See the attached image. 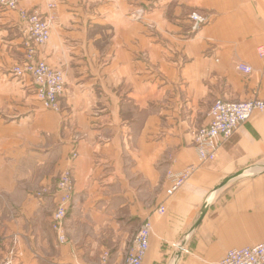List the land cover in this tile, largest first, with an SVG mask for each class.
<instances>
[{
  "label": "crops",
  "instance_id": "crops-1",
  "mask_svg": "<svg viewBox=\"0 0 264 264\" xmlns=\"http://www.w3.org/2000/svg\"><path fill=\"white\" fill-rule=\"evenodd\" d=\"M19 7L50 21L36 57L62 70L65 92L59 110L45 109L31 77L13 73L31 42L0 4V264H97L104 252L124 264L147 220L143 264H220L229 249L264 241V111L213 160H200L195 141L216 100H264V0ZM194 10L209 18L198 30ZM191 166L167 194L170 174ZM66 168L74 197L61 243L51 219Z\"/></svg>",
  "mask_w": 264,
  "mask_h": 264
},
{
  "label": "built area",
  "instance_id": "built-area-1",
  "mask_svg": "<svg viewBox=\"0 0 264 264\" xmlns=\"http://www.w3.org/2000/svg\"><path fill=\"white\" fill-rule=\"evenodd\" d=\"M1 6L17 11L21 28L31 42L26 58L13 70L16 76H30L36 87V93L43 107L48 110L60 109V98L65 92V79L62 70L51 66L45 60L36 57L40 46L46 45L51 38V24L47 17L37 11L19 7V0H0ZM194 30H198L209 22L207 15L194 10L189 14ZM259 55L264 58V47H259ZM238 68L250 74L253 67L246 63ZM264 111V100L251 99L241 102H230L218 99L209 112V121L196 133V150L201 161L213 160L217 157L220 146L228 141L237 129L247 122L256 112ZM77 156L73 152L72 158ZM191 166L183 172L170 174L171 186L167 194L176 192L193 171ZM74 197V178L71 168L64 169L59 176L56 192V209L51 223L59 242H67L66 219ZM165 212V206L158 210ZM152 225L146 221L137 232L132 246L129 248L124 264H143L150 246ZM183 249V248H182ZM109 253L104 252L97 264H108ZM9 264V263H7ZM220 264H264V241L255 245L229 249Z\"/></svg>",
  "mask_w": 264,
  "mask_h": 264
},
{
  "label": "water",
  "instance_id": "water-1",
  "mask_svg": "<svg viewBox=\"0 0 264 264\" xmlns=\"http://www.w3.org/2000/svg\"><path fill=\"white\" fill-rule=\"evenodd\" d=\"M226 181H227V180H225V182H226ZM225 182H224V183H225Z\"/></svg>",
  "mask_w": 264,
  "mask_h": 264
}]
</instances>
